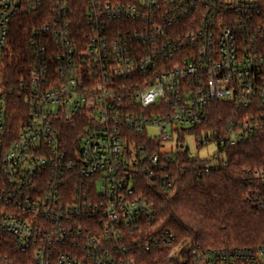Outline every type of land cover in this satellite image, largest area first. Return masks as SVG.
I'll use <instances>...</instances> for the list:
<instances>
[{
  "label": "built area",
  "instance_id": "2783aa9c",
  "mask_svg": "<svg viewBox=\"0 0 264 264\" xmlns=\"http://www.w3.org/2000/svg\"><path fill=\"white\" fill-rule=\"evenodd\" d=\"M33 13L29 75L0 84V238L30 264H147L162 246L169 264H264V243L174 244L149 195L264 132V0H0V66L10 23ZM13 92L27 106L16 132ZM215 103L235 116L199 131ZM249 173L247 201L264 208V168Z\"/></svg>",
  "mask_w": 264,
  "mask_h": 264
},
{
  "label": "trees",
  "instance_id": "16d2710c",
  "mask_svg": "<svg viewBox=\"0 0 264 264\" xmlns=\"http://www.w3.org/2000/svg\"><path fill=\"white\" fill-rule=\"evenodd\" d=\"M38 18L36 13L20 15L10 23L0 66L1 85L14 87L29 75L28 38ZM7 103L9 124L16 132L27 117V106L16 92L8 96ZM235 114L231 105L215 103L209 123L199 131L223 126ZM78 132L74 126L69 128L67 139L75 141ZM225 158L228 165L209 175L197 173L192 168L193 162L187 160L189 169L185 173L174 168L176 182L170 193L149 194L157 207L154 228L172 231L176 237L174 244L186 240L203 247L264 243V208H255L247 201L254 184L250 169L264 168V132L245 137L236 146L227 148ZM171 249L162 246L146 254L144 260L147 264H168ZM30 261L31 256L17 251L9 238H0V264H30Z\"/></svg>",
  "mask_w": 264,
  "mask_h": 264
},
{
  "label": "rangeland",
  "instance_id": "374dc122",
  "mask_svg": "<svg viewBox=\"0 0 264 264\" xmlns=\"http://www.w3.org/2000/svg\"><path fill=\"white\" fill-rule=\"evenodd\" d=\"M187 143L186 146L189 148V151L193 155H198L202 159H211L216 152V146L214 144H210L205 146L197 152L196 143L194 142L193 138L188 136L186 139ZM226 245H219L218 247H225ZM228 246V245H227ZM226 246V247H227ZM177 252V251H176ZM178 254V255H177ZM175 257H179V253H177ZM169 264V262H168Z\"/></svg>",
  "mask_w": 264,
  "mask_h": 264
}]
</instances>
